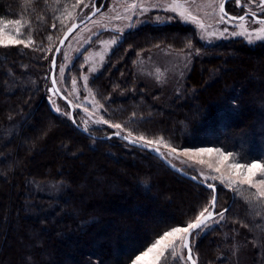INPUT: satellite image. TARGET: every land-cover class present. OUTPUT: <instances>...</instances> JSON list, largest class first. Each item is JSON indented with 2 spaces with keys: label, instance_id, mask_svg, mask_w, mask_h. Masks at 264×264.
<instances>
[{
  "label": "trees",
  "instance_id": "1",
  "mask_svg": "<svg viewBox=\"0 0 264 264\" xmlns=\"http://www.w3.org/2000/svg\"><path fill=\"white\" fill-rule=\"evenodd\" d=\"M86 2L0 0V21L19 20L12 24L17 38L32 41L0 46V264H131L165 230L187 226L211 199L212 191L149 152L93 138L79 129L75 111L74 123L69 109L68 115L56 111L46 52ZM155 47L194 52L180 94L134 91L137 55ZM91 87L105 120L122 124L127 137L264 162V42L205 46L193 27L178 21L144 25L125 35ZM84 130L113 133L108 125ZM48 181L63 184L54 200L32 189ZM214 185L216 211H228L192 245L195 264H226L219 258L232 236L251 246L252 264H264V200L254 199L247 185Z\"/></svg>",
  "mask_w": 264,
  "mask_h": 264
},
{
  "label": "rangeland",
  "instance_id": "2",
  "mask_svg": "<svg viewBox=\"0 0 264 264\" xmlns=\"http://www.w3.org/2000/svg\"><path fill=\"white\" fill-rule=\"evenodd\" d=\"M223 1L224 0H99L96 6H103V9L68 38L59 53L55 73L57 86L60 92L63 93L66 99L72 104L77 116V121L80 125L88 130L91 128L104 127L109 124H120L115 123L111 119H108V122L103 124L98 122L100 119L105 120L103 117L104 112L102 113L103 109L94 96L91 81L102 72L113 50L130 31L139 29L144 25H162L172 21H178L181 24L193 27L196 30L199 40L205 46H214L220 42L231 39H242L245 41V44L264 42V38H258L257 36L262 25L257 21H253L251 17H246L243 22L229 21L224 17L228 22L221 23L219 4ZM94 3L95 0H87L83 10L78 15L76 13V17H71L66 30L71 24L79 22L89 15L93 11ZM229 3L231 4L227 7V10L232 16L239 17L243 14H251L256 18L264 17V6L260 5V0H239V4L237 0H234ZM132 4H135L136 7L130 8L129 5ZM176 5H179V7H176ZM180 12H184L185 16H194L196 21L203 23L205 27L201 29L196 22L183 19L179 15ZM241 23H243L244 29L247 33H250V35L232 34L234 31H241L238 27ZM225 28H227L228 31L224 33V35H220ZM6 33L17 38V28L12 24L7 26ZM207 33H213V35L208 36ZM261 36L264 37V34H261ZM25 44H28V41L22 43V45ZM10 45L17 44H7V46ZM56 45L54 49L52 47L46 52L47 59L50 58L51 60L53 57ZM0 46L4 47L3 45ZM192 57H194V52L192 51L177 52L164 47H155L152 51L139 53L134 66L136 82L134 91H137V93L142 92L140 89L141 86L144 89L143 91L148 95L159 93V96L167 97L169 94H180L184 84L183 82L192 66ZM79 58L82 60L79 61L76 68H73ZM61 69H63V72H61ZM48 80L50 81L49 77ZM74 81L75 83H73ZM51 89V82H49L48 94L56 111L63 115H68L66 104L60 100L53 91H50ZM120 125L122 126V124ZM109 128L113 130V133L122 134L124 131L123 128V130L114 127ZM197 149L201 148L177 149V151H195ZM162 154L177 168L193 171L192 174L197 176L202 182L210 184L220 183L230 187L226 180L224 183H221L219 179H211V177L219 176V174L213 172L206 165L196 164L184 156L169 153L165 147ZM203 159L215 164V158L203 157ZM229 162H231V159ZM224 171L226 174L227 169ZM205 177L209 178L205 179ZM257 179H259V177H257ZM38 185L39 186L32 185V189L37 190L38 194L35 193L37 197L49 196L54 200V198L56 199L58 194H60L59 192L56 194L57 189L55 188L63 184L48 181L39 183ZM237 186L234 187L236 188ZM25 200L26 202L28 201L27 195ZM215 220L216 222H207L210 227L198 230L193 235L191 240L192 245H194V242L196 244L197 239L211 231L214 226H217L220 220ZM229 237L230 236H228L227 240ZM230 239H234V242L230 241L232 243L230 245L233 248L231 249V257L226 251L227 247L230 245L226 244L224 254L222 253L219 259L223 260L224 258V263L226 264H252L251 246L246 244L243 239L239 240L238 238H234V236L230 237ZM177 245L175 257L169 253L166 259H161L160 264H188L184 249L179 247V241H177Z\"/></svg>",
  "mask_w": 264,
  "mask_h": 264
},
{
  "label": "snow or ice",
  "instance_id": "3",
  "mask_svg": "<svg viewBox=\"0 0 264 264\" xmlns=\"http://www.w3.org/2000/svg\"><path fill=\"white\" fill-rule=\"evenodd\" d=\"M239 4V0H237ZM260 5L264 6V0H260ZM130 8L136 7L135 4L129 5ZM179 7V5H176ZM174 10V9H169ZM219 14H220V22L227 23L225 20V4L221 2L219 4ZM179 15L185 20H191L197 23L198 27L203 29L205 25L196 21L194 16H185L184 12H180ZM243 22L246 17L244 15H240L239 17H229L228 20H236ZM253 21H256L257 18L255 16L252 17ZM262 27L259 29L257 36L258 38H264L261 34H264V20L257 21ZM16 24L19 25V20H10L5 24L3 21H0V45L7 46V44H22L24 41L22 39H17L15 36L6 33V28L8 25ZM75 27V25H73ZM241 29L239 32H233V35H250L244 29L243 23L238 25ZM71 31V29H69ZM228 31L227 28L224 29L220 35H224ZM17 34H19V30L17 29ZM67 35V34H66ZM208 36H212L213 33H207ZM32 41L29 40L28 44ZM63 43V41H61ZM28 44L24 46L27 47ZM53 65H55V60H53ZM63 72V69H61ZM75 83V81L73 82ZM56 81L53 80V88L50 91L55 92ZM95 122V121H94ZM99 123H107L104 119H100ZM109 127H114L116 129H122L120 124H109ZM119 135V133H116ZM128 137H132V134L129 133ZM128 137H124L128 139ZM142 142V146H148L150 150H157L156 146L160 145L167 148L169 153H173L178 156H184L188 158L190 161L200 165H206L213 172L218 173L219 176H213L211 179H219L221 183L227 181L230 187L234 186H242L247 185L250 189H255L254 199L264 200V162H245L241 163L235 159V155L231 152H224L220 149L213 148H201L195 151H177V149L169 144H166L162 139L157 140H149L144 136L132 137L128 140L129 143ZM203 157L215 158V164L206 161ZM231 159V162H229ZM225 169H227V173L225 174ZM259 177V179H257ZM209 177H205L208 179ZM196 179V177H193ZM208 188L212 190V195L209 203L203 207V209L199 212L198 215L195 216V219L191 222L187 223V226H177L172 227L171 230H165L163 235H160L158 239L155 240L154 243H151L150 246L146 248V250H142L139 255L135 256V259L132 260V264H160L162 258H167V255L170 253L173 257L176 255L177 241L180 242L179 247L187 250V260L192 261V242L191 238L197 230H202L210 227L207 223L208 221L216 222L215 218L217 216L223 218L225 212L228 211L224 209L222 211L217 212V196H216V186L214 184H208ZM235 190V189H234ZM195 264V261H193Z\"/></svg>",
  "mask_w": 264,
  "mask_h": 264
},
{
  "label": "water",
  "instance_id": "4",
  "mask_svg": "<svg viewBox=\"0 0 264 264\" xmlns=\"http://www.w3.org/2000/svg\"><path fill=\"white\" fill-rule=\"evenodd\" d=\"M231 1H234V0H224V4H225V7L226 5L231 2ZM103 9V6H100V7H97L96 6V3H94V6H93V11L87 15L84 19H82L81 21L79 22H75L73 24H71L69 26V28L65 31V33L62 35V37L60 38L59 40V43L58 45L56 46L55 48V51H54V54H53V57H52V61H51V71H50V74H49V79H50V82H51V86L53 88V80H55V73H56V68H57V61H58V56H59V53L61 51V49L64 47L66 41L68 40V38L78 29L80 28L81 26H83L84 24H86L88 21H90L93 17H95L101 10ZM225 18L228 19L229 17H235V16H232L230 15L227 11H226V8H225ZM244 15V14H243ZM245 17H253V15L251 14H245L244 15ZM259 20H264V18H259L257 17V20L256 21H259ZM233 21H239L238 19L236 20H233ZM73 25H75V27H73ZM69 29H71V31H69ZM67 34V35H66ZM61 41H63V43H61ZM53 60H55V65H53ZM56 81V80H55ZM56 96L62 100L66 106L68 107L69 109V113H70V117L72 119V122L74 123V120H73V114H74V108L72 106V104L62 95V93L60 92L58 86H57V83L55 85V92ZM49 105L50 107L52 108V110L54 111V108L52 107L51 105V102H49ZM83 133L93 137V138H96V139H102V140H108V139H118L120 141H122L123 143L131 146V147H134V148H137V149H140V150H143V151H147L149 152L151 155L155 156L156 158H158L160 160V162L162 164L165 165L166 168H168L170 171H172L173 173H176L178 174L179 176L185 178L186 180H190L198 185H201L203 186L206 190L208 191H212L210 188H208V183H205V182H202L201 180L197 179L196 176L194 175H191L185 171H183L182 169L180 168H177L175 165H173L168 159H166V157H164V155L162 154L161 150L158 149L155 150H150V148L148 146H142V143L140 142H136V143H129L128 140L131 139L130 137H128V139H125L124 137H127L126 135H123V134H120L119 135H116V133H111L110 135H108L107 137H96V136H93L91 135L90 133H88L87 131H85L84 129L82 128H79ZM193 177H196V179H193ZM216 186V185H215ZM216 189H217V186H216ZM216 196L218 198V191L216 190ZM209 222V221H208ZM198 231V230H197ZM196 231V232H197ZM195 232V233H196ZM194 233V234H195ZM184 253H185V258L187 260V250L184 249ZM193 257V255H192ZM193 260L190 261V260H187V262L189 264H193ZM196 263V262H195Z\"/></svg>",
  "mask_w": 264,
  "mask_h": 264
},
{
  "label": "flooded vegetation",
  "instance_id": "5",
  "mask_svg": "<svg viewBox=\"0 0 264 264\" xmlns=\"http://www.w3.org/2000/svg\"><path fill=\"white\" fill-rule=\"evenodd\" d=\"M261 18H264V17H261Z\"/></svg>",
  "mask_w": 264,
  "mask_h": 264
}]
</instances>
